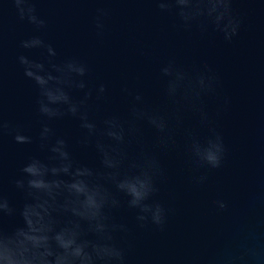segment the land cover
<instances>
[{
    "label": "water",
    "instance_id": "water-1",
    "mask_svg": "<svg viewBox=\"0 0 264 264\" xmlns=\"http://www.w3.org/2000/svg\"><path fill=\"white\" fill-rule=\"evenodd\" d=\"M98 9L107 12L101 34L95 27ZM233 11L242 23L237 36L226 42L211 30H185L174 10L161 11L153 0H37V12L47 21L46 39L59 58L83 59L91 82H105L106 96L95 102L98 116H126L131 96L122 88L127 87L143 94L145 107L170 117L166 146L144 122L129 145L132 155L143 148L159 159L163 175L154 198L167 209V218L163 230L141 228L135 210L122 206L113 211L117 222L130 229L121 241L128 264H224L246 246H255L259 255L238 264H264V2L233 0ZM32 33V26L20 21L6 0L0 6V118L33 137L31 144H20L12 133L0 134V191L13 204L23 198L13 183L22 163L31 155H43L36 139V91L16 62L19 51H30L19 49V40ZM169 59L189 69L207 65L217 76L214 93L202 97L209 125L200 123L191 105H176L164 95L159 67ZM209 126L225 144L218 169L197 167L186 149V130L203 138ZM53 127L69 139L78 161L98 165L94 149L77 143L81 130L75 118L65 116ZM202 174L205 183H195L194 177ZM217 199L226 201V209H217ZM4 223H12L11 218L5 217Z\"/></svg>",
    "mask_w": 264,
    "mask_h": 264
},
{
    "label": "clouds",
    "instance_id": "clouds-1",
    "mask_svg": "<svg viewBox=\"0 0 264 264\" xmlns=\"http://www.w3.org/2000/svg\"><path fill=\"white\" fill-rule=\"evenodd\" d=\"M6 0H0V6ZM20 21L32 26L33 33L19 40L16 62L23 76L36 91L35 112L39 123L38 149L43 155H31L21 165L15 187L23 193L13 204L0 191V264H128L123 237L130 229L117 222L113 211L122 206L135 210L139 227L148 225L163 230L167 209L154 197L163 168L155 153L143 148L129 152L134 134L146 123L161 145L171 139L170 117L145 107L141 92H122L131 96L127 115L118 112L98 116L100 101L106 96L103 81L92 83L90 67L76 56L59 58L57 48L46 39L47 21L37 12V0H9ZM156 7L172 12L185 30L195 28L201 34H219L226 42L237 36L242 20L233 11V0H153ZM264 2V0H262ZM95 27L104 29V9L97 10ZM164 79V95L176 105L186 102L199 115L201 124L209 125L202 97L214 93L217 76L205 65L185 68L174 59L159 67ZM82 93V95H77ZM224 103H228L225 98ZM65 116L78 121L81 135L77 143L91 146L97 166L78 161L69 139L58 134L54 122ZM176 123H182L176 115ZM8 131L15 142L31 144L33 137L19 126H9L0 118V134ZM186 149L197 167H221L225 144L220 132L208 127V134L197 137L186 130ZM207 176L194 177L203 184ZM125 198V199H122ZM218 210L227 203L217 199ZM5 217L12 223L5 225ZM259 250L246 246L239 255H229L224 264H238L244 257L257 258Z\"/></svg>",
    "mask_w": 264,
    "mask_h": 264
}]
</instances>
